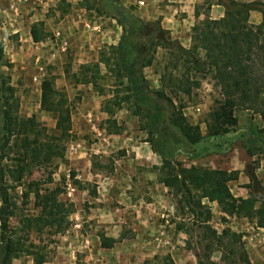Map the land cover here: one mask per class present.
<instances>
[{"label":"rangeland","instance_id":"1","mask_svg":"<svg viewBox=\"0 0 264 264\" xmlns=\"http://www.w3.org/2000/svg\"><path fill=\"white\" fill-rule=\"evenodd\" d=\"M44 1H48L49 6L39 5V2L32 0L30 6L26 7L21 13L20 18L23 16L26 27L28 26L30 29L33 25L43 23L41 29L46 35L45 40H53L54 31L57 29H60L64 37L69 40L68 54L64 57V65L62 66L67 85L64 86L63 81L56 82V79L55 84L56 88L68 97L72 131L67 142H60L62 147L66 146L65 157H55L49 162L50 164L33 168L21 183H15L7 178L9 205L12 206L11 208L14 211V215L7 219L8 231L14 232L15 229L19 228L22 218H32L38 215L39 211L35 207L33 193L36 186L32 185V181H38L42 189L59 190L61 192L60 201L65 203L66 208L71 211L66 217V229L57 232L58 230L55 228H48L39 233L37 231L31 232L28 245L30 241H34L36 236L41 235L44 238L43 247L40 246L38 249H41L40 251L46 255V264H52L58 257L62 264H88L86 254L83 252H77V258H74L66 250V248H69V240L67 239L69 233L67 231L75 230L74 225L83 220L87 222L78 228L82 233L91 231L97 234L99 238L101 236L112 238L113 235H118L121 231L117 241L121 239V236L135 239L132 243L121 245V262H115L116 264H155L154 258L156 256L164 257L166 255H170L176 264H264L263 239L259 244L262 246L261 248L252 244L247 237L250 235L249 230H242L241 227L233 224L235 220L227 218L215 210L209 225L218 233L219 237H217L201 225V222L206 221L205 214L199 219L197 217L198 210L191 213L186 209V201L180 192L170 190L169 199H165V192L159 186L160 179L163 177L160 170L163 160L153 151L148 119L145 114L138 115L137 108L132 100L126 98L127 93L124 88L114 90V78L110 77V80L104 83V95L99 94L92 85L77 81L76 76L80 74L81 66L98 62L101 51L118 44L123 34L122 27L118 23L113 24V29H109L113 40L107 43H102L103 40L101 39L103 37L101 33L99 37L97 32L90 36V39L85 36L80 37L81 24H79V21L83 13L81 11L86 10L83 8L85 0ZM238 1L264 3V0ZM89 2L94 7L104 4L101 1L89 0ZM196 11L199 13V17H197L194 25L209 17L218 20L225 14L224 7L217 5V0H197ZM86 16L89 20L100 24L101 21L109 18L99 16L96 9L86 10ZM254 21L251 20L253 24ZM107 27L105 26L103 29H107ZM1 28H3L2 23H0V31H2ZM85 40L87 42H84ZM19 41L20 39H13L11 51L3 50V48L0 50V95L10 98L15 115L21 119L35 117L38 123L48 129L49 135L59 136L61 132L56 129L57 115L51 111L43 110L40 107L39 98L35 94L30 95L32 89L30 80L34 73L32 65L29 64L33 61L30 60L33 57L31 55L32 51L30 50L28 56L25 55L27 50L22 52L21 45L25 44L28 47V44ZM95 42H97V45L93 46ZM91 47H94V49ZM86 49L90 50V54L84 56L83 51ZM45 50L44 52L47 53ZM168 56V51L159 48L154 64L144 69V76L150 88L154 91L163 88L161 82L163 74H166L168 79L171 78L172 81L177 82L178 79H184L187 72L185 64L175 71L171 70L172 67L165 68L164 66L168 64ZM51 70L52 67L46 73V77H51ZM202 70L200 73L193 72L190 75V82H187V88L191 91L190 94L183 92L182 89H177L178 85L173 88L166 87V92L173 99L174 105L182 109V113L188 121L193 125L200 126L203 134L206 135L209 113L222 99V92L216 84L214 73H208V68L204 66ZM101 71L104 75L106 68L102 66ZM197 82L199 86H197ZM114 91H119L117 100L121 102L120 108H116L110 113L104 112L102 105L115 99L113 95L117 93L114 94ZM159 103L163 113L168 116L173 107L167 101H159ZM260 112L257 108H239L235 113L238 124L230 128L228 137L244 133L246 140L255 139L256 136L253 133L255 128L264 127ZM93 125L105 131H117L116 133L119 134L114 135H118V137H113L108 142L100 141L98 137H95L96 132L95 135L90 133V128ZM161 127L159 133L163 145L174 144L181 147L184 153H197V150L200 149L201 146L192 147L182 141L180 133L168 122ZM16 142L19 143V141L12 142L9 159L4 158L2 160L5 175L8 174V169L13 165L19 167L18 161H10L19 156L15 152L17 150ZM72 142L82 143V147L86 149L84 152L87 155L79 158V160H84L82 167L76 166V161L72 162L71 157L68 155ZM236 144L238 142L234 143L230 140L221 143L214 141L210 144V154H212L210 157L220 161L222 156L230 152ZM141 159L153 163L145 168L138 164ZM191 160L187 154L179 152L172 161L177 169H182L193 166L190 163ZM211 161H213L212 158ZM209 163V157L207 161H198V165H209ZM127 184L128 186L132 185L135 189L136 198L133 196L134 202L139 200L151 204L162 202L163 210L161 216L158 217L159 219L155 221L157 227L153 231L148 229L146 225L137 222V219L145 216L144 211L138 213L131 209L129 213L124 212L123 209L126 208V205L122 204L124 202L120 204V201L114 197L115 191H119L122 185L126 187ZM72 186L78 190V193L73 196L70 195ZM82 190H86V193H83ZM25 193H27L26 196ZM258 193L264 196V192L259 189ZM164 199L166 202H163ZM98 205H105L110 208L111 212L107 213L108 219H114L117 215L123 213L127 219V226L123 228L115 227L112 220L105 222L107 227L100 226L97 222L99 211L95 210ZM206 205L208 209L211 208L209 204ZM165 209H168V211ZM134 219H136V222ZM165 221L169 223L167 224ZM164 230H166L168 237L165 234L163 236ZM137 236H139L138 239ZM162 238H166L171 242L167 243L163 240L161 242ZM75 243L77 244V241ZM99 244L102 249L99 250L96 244L97 249L92 250L91 253H98L100 258H106V263L116 260V256L112 254L113 252L103 250L105 248L101 246V239ZM92 245L90 244L91 247ZM130 247L135 251L132 256L129 255ZM159 247L161 248L155 254L154 251ZM12 264H34V262L30 257L24 256L15 259Z\"/></svg>","mask_w":264,"mask_h":264},{"label":"trees","instance_id":"2","mask_svg":"<svg viewBox=\"0 0 264 264\" xmlns=\"http://www.w3.org/2000/svg\"><path fill=\"white\" fill-rule=\"evenodd\" d=\"M93 1L104 4L94 7L89 0H85L83 8L87 11L96 9L99 16L116 20L122 27L123 34L117 45L100 52L98 62L80 67L77 81L92 85L101 95L105 94L103 86L110 77L115 79L114 90L125 89L126 98L132 100L138 115L145 114L148 119L153 151L163 160L160 168L163 177L160 182L173 192L182 194L189 212L198 210L199 219L206 215V221L201 222L205 230L219 237L209 225L212 214L207 205L203 204L204 199L217 202L228 216L245 217L264 228V200L257 207L260 200L256 195L251 194L246 199L237 200L230 191L228 184L238 179V171L228 172L194 165L177 169L172 161L179 152L187 154L190 159L208 156L212 142L227 140L240 142L250 157L264 155V127L255 128L253 133L256 137L252 140H246L244 133L228 137L230 128L238 124L235 113L241 107L259 109L264 121V3L217 0V5L225 9L224 16L218 20L209 17L194 25L192 46L185 48L179 40L171 37L159 21L145 22L132 9L125 7L122 0ZM255 11L263 15L260 24H253L250 20L251 13ZM196 17H199L197 11ZM42 27L43 23H38L31 28L35 43L46 39ZM159 48L169 54L165 68L172 67L171 70L175 71L185 64L187 72L184 79H178L177 82L163 74L161 82L165 89L154 91L144 76V69L154 64ZM102 66L106 68L104 75ZM203 66L208 68V73H214L216 84L222 92V99L209 113L206 135L200 126L188 121L182 109L174 105L173 99L166 92V87L178 85L177 89L190 94L191 91L187 88L190 75L202 72ZM118 92L114 91V94L117 93L113 95L115 99L102 105L104 112L110 113L120 108ZM159 101H167L173 107L168 116L161 110ZM41 108L57 115L56 129L61 135H49L48 129L38 123L35 117L21 119L13 113L10 98L0 95V264H12L15 259L24 255L32 256L34 264H45L46 255L38 249L40 246L33 243L28 245V236L32 231L39 233L48 228H55L57 232L66 229V217L71 213L65 203L60 201L59 190L42 189L38 181H32V185L36 186L33 193L39 213L32 218H22L19 228L14 232L8 231L7 219L14 215V211L9 205L7 178L21 183L33 168L46 166L55 157H65L66 146L62 147L60 142H67L71 136L68 97L56 88L53 76L46 77L42 83ZM167 122L176 128L186 144L201 146L197 153H184L181 147L174 144L163 145L159 132ZM107 132L119 134L112 130ZM13 141H19L16 142L18 145L16 144L15 151L19 156L10 161H18L19 167L13 165L5 175L2 160L9 159ZM100 239L101 246L105 249H112L118 242L111 237L101 236ZM154 261L155 264H176L170 255L156 256Z\"/></svg>","mask_w":264,"mask_h":264},{"label":"crops","instance_id":"3","mask_svg":"<svg viewBox=\"0 0 264 264\" xmlns=\"http://www.w3.org/2000/svg\"><path fill=\"white\" fill-rule=\"evenodd\" d=\"M28 1V2H27ZM32 0H0V23H2L3 28L2 31H0V50H12V41L20 39V43L26 42L28 44V47L25 44L21 45V51L24 52L27 50L26 54L28 56L30 50L31 57L30 60H33L29 64L32 65L34 69V73L32 74L31 80H30V87L32 88L30 91V95L35 94L40 102L42 98V83L46 78V73L49 71L50 67H52L51 76H55L56 82L63 81L64 86L67 85V79L65 77V74L63 72L62 66L64 65V57L67 56L68 52L63 51L64 48L60 45H55L52 43L51 39H47L41 42L35 43L31 36V29L30 27H26V23L24 19L20 15L21 13L26 9V7L30 6ZM36 2H39V5H48V1L44 0H36ZM122 3L125 7L130 8L133 10V12L140 17L145 22H156L159 21L161 26L169 31L171 37L174 39H177L180 41V43L185 47L189 48L191 46L192 41V27H194V23L197 19L196 17V5L197 0H122ZM83 12L80 16V37L85 36L86 38L90 39V36H93L94 33H100L102 35V43H107L113 40V36L110 34L109 29H113V24H117V21L108 18L105 21H101L100 23L93 22L89 20L86 16V10H82ZM101 20L103 18H100ZM251 20H255L254 24H260L263 20V15L260 12H252L251 13ZM109 24V25H108ZM108 26L107 29H103V27ZM112 26V27H111ZM117 27H119L117 25ZM98 28V30H97ZM102 28V29H101ZM60 29L55 30L59 31ZM98 41V39H97ZM3 42V43H1ZM69 42V40H68ZM84 42H87L86 40ZM97 42L94 43L93 46H96ZM70 44V43H69ZM88 44V43H87ZM90 44V42H89ZM86 47V46H85ZM94 49V47H91ZM46 49V50H45ZM90 49V48H89ZM86 49L84 52V56L90 54V50ZM44 50L47 52L45 53ZM9 52V51H8ZM26 63V62H25ZM29 66V65H28ZM41 107V106H40ZM95 132L97 135H95ZM90 133L92 135H95V137H98V140H104L109 141L113 137H118V135L109 134L107 131L103 130L102 128L93 125L90 128ZM239 144V145H238ZM235 147L230 152H227L225 155L222 156V160L216 161L215 158L210 157L212 154L200 157L197 159H192L190 161L191 164H193L196 167L199 168H209V169H215V170H224L228 172L238 171L239 176L237 180L229 182L228 186L230 188V191L232 195L237 199H246L251 194L256 195V197L260 200L257 204V207L261 205V201L264 200V196L258 193V189L264 192V155L258 154L254 157H250L245 149L243 148L242 144L238 142ZM73 146H77V149L74 150ZM86 149L82 147V143L79 142H72L69 147V153L68 155L71 157L72 162H75L76 166L82 167L84 165V160L79 158H82L83 156H86ZM209 157V165H198V161H207V158ZM211 158L213 161H211ZM135 160H138L134 158ZM257 161V163H256ZM153 163V162H152ZM151 161H141L139 160V165L143 166L145 168H148L150 165H152ZM254 167V165H256ZM159 186L161 187V190L165 192L164 197L166 200L169 199L170 194L169 191L172 190L169 187L165 186L163 183H159ZM117 190V189H116ZM83 193H86V190H82ZM75 193V194H74ZM78 193V190L72 186L70 195H76ZM135 189L134 187L126 185L124 187L123 185L120 187L119 191H115L114 197L117 198V200L121 202H124L122 204L126 205V208L123 209V211H129L131 209H134L135 212H145V216L142 218L137 219V222L140 224L146 225L148 229H151L153 231L154 228L157 227V224L155 221H157L159 216H161V211L163 210V207L161 205L162 202L151 204L147 202H142V200H139L138 202H134L133 196L136 198L135 195ZM163 197V198H164ZM163 200V202H166V200ZM203 204H209L211 208L209 210L211 211V214L213 215V212L217 210L219 214H222L223 216L227 218H231L235 220L233 224H236L238 227H241L242 230H249L250 235H248V239L252 244L256 245L258 248H261L259 244H261V241L263 239L264 241V228L258 226L256 221H250L248 218L245 217H237V216H228L225 214L219 204L217 202H209L207 199L203 200ZM160 205V206H158ZM98 208L95 210H98V223L100 226L107 227L105 222H108L109 220H112L115 223V227L123 228L124 226H127V219L125 218V215H117L114 219H108L109 216L107 213H110L111 210L109 207L105 205H98ZM186 207V206H185ZM116 209V208H114ZM119 209V208H117ZM186 209H188L186 207ZM168 211V209H165ZM94 211V210H93ZM120 211V210H119ZM162 216H164L162 214ZM169 216V215H167ZM156 219V220H155ZM108 220V221H107ZM136 219H134L135 221ZM237 221V222H236ZM87 221H80L77 222L74 227L75 230L67 231L69 233V236H67V239L69 240V248L68 250L70 252V256L76 257L77 252H83L86 254V260L88 264H116L115 262H121V245L132 243V241H135L133 238H128L121 236V239L118 240V242L115 244V246L112 249H103L108 250L110 252H113L116 256V260H113V262L106 263V258H100L98 253H91L92 250H96V244L98 245V249L100 248V238L97 234H94V232L87 231L85 233H82V231H79L78 228H80L83 224H85ZM136 222V221H135ZM165 223H169L165 221ZM117 224V226H116ZM139 224V225H140ZM210 224V222H209ZM163 227V226H162ZM139 228H141L139 226ZM166 228V227H165ZM146 229V230H148ZM163 236L168 237V234L166 230H164ZM121 231H119L120 233ZM118 235H113L112 238L118 239ZM71 234V235H70ZM157 236V235H156ZM139 236H137V239ZM31 239V235L28 236V242ZM43 237L41 235L36 236L34 241H30V243H33L38 246H42L43 244ZM164 242H171L170 240H167L166 238H162ZM77 241V245L75 243ZM138 242V241H137ZM140 242V240H139ZM90 244H93L92 247ZM43 247V246H42ZM161 247L157 248L154 253L157 254L158 250ZM90 252V254H89ZM97 254V256H95ZM135 254V251L130 247L129 248V255ZM28 256V255H24ZM21 256L18 259L24 257ZM103 256V255H102ZM32 259V262H34V258L32 256H28ZM88 257V259H87ZM90 258V259H89ZM93 261H90V260ZM131 260V259H129ZM70 261V259H69ZM47 262V261H46ZM71 262V261H70ZM46 264V263H45ZM52 264H62V262L59 261L56 258L55 261Z\"/></svg>","mask_w":264,"mask_h":264},{"label":"built area","instance_id":"4","mask_svg":"<svg viewBox=\"0 0 264 264\" xmlns=\"http://www.w3.org/2000/svg\"><path fill=\"white\" fill-rule=\"evenodd\" d=\"M97 30H98V28H97ZM52 43L55 45L58 44L61 47H63L64 48L63 51H66L68 49V46H69L68 39L66 37H64V35L62 34V32L60 30L54 32V37H53ZM90 121L92 122V120H90ZM73 149L76 150L77 146H73Z\"/></svg>","mask_w":264,"mask_h":264},{"label":"water","instance_id":"5","mask_svg":"<svg viewBox=\"0 0 264 264\" xmlns=\"http://www.w3.org/2000/svg\"><path fill=\"white\" fill-rule=\"evenodd\" d=\"M0 242H1V238H0Z\"/></svg>","mask_w":264,"mask_h":264}]
</instances>
